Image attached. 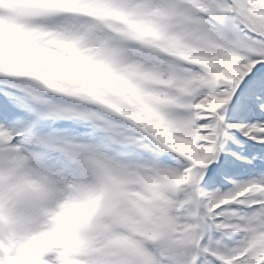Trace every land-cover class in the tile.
<instances>
[{"label":"snow or ice","instance_id":"1","mask_svg":"<svg viewBox=\"0 0 264 264\" xmlns=\"http://www.w3.org/2000/svg\"><path fill=\"white\" fill-rule=\"evenodd\" d=\"M0 264H264V0H0Z\"/></svg>","mask_w":264,"mask_h":264}]
</instances>
